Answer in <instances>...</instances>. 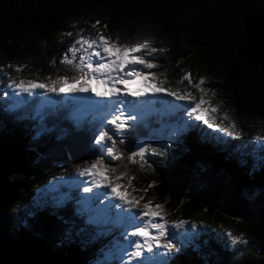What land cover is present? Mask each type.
I'll use <instances>...</instances> for the list:
<instances>
[{"label":"trees","instance_id":"16d2710c","mask_svg":"<svg viewBox=\"0 0 264 264\" xmlns=\"http://www.w3.org/2000/svg\"><path fill=\"white\" fill-rule=\"evenodd\" d=\"M98 32L120 44L150 39L159 51L143 55L157 65L158 81L197 100L199 87L210 90L215 126L190 120L180 148L143 165L130 159L147 138L139 127L118 142L121 158L111 167L93 152L88 124L74 126L63 113L66 103L11 119L2 90L14 80L79 76L63 58ZM186 73L191 84L180 83ZM0 124V264H115L106 261L111 239L73 200L43 195L53 179L98 160L107 166L101 172L134 177L135 191L163 204L170 223L195 225L169 264H264V139H256L264 137V0H0Z\"/></svg>","mask_w":264,"mask_h":264},{"label":"rangeland","instance_id":"374dc122","mask_svg":"<svg viewBox=\"0 0 264 264\" xmlns=\"http://www.w3.org/2000/svg\"><path fill=\"white\" fill-rule=\"evenodd\" d=\"M76 47H79L76 45ZM79 53L76 58V67L79 64ZM69 58H72L71 54ZM137 71H143L146 74L154 73L158 78L159 72L155 69H149L143 65L130 66ZM160 81V80H159ZM158 81V82H159ZM144 81H139L131 85L133 92L144 91L145 95L133 96L124 95L123 85H118L121 88V95L112 97H97L92 92L88 93H46L42 89L33 90L31 94L21 92L20 90L5 87L2 93L5 95L6 103H11L10 108H13L11 119L25 118L30 114V119L34 116H42L45 110L55 109L60 103H66V108L63 110L67 114L68 119L74 126H86L91 128L94 137L92 144L97 147L96 152L101 158L108 159L112 167L117 159L109 155L106 151L112 143L111 140L97 142L99 135L107 131L110 136L116 141H128L133 131L137 128L143 127L147 133L146 140H138L136 143V151L141 148H147L143 159L139 156L135 157V161L140 164L146 162H153L162 154H167L169 150L180 148L183 144L182 135L188 133V122L194 121L196 126L202 125L204 121L197 120L195 117L197 113L191 111L195 101L190 100H176L175 97L167 95L166 92L161 91L153 94L152 88ZM96 87V85H93ZM159 87V84L153 85ZM101 91L103 89L101 88ZM205 100L210 101V95H206ZM212 107H215L212 105ZM203 107H208L204 105ZM65 111V112H64ZM123 113L127 119L124 120L125 128L122 131L116 132L114 126L108 124L107 121L112 115ZM219 111L208 112L207 117L214 124L219 116ZM224 117V115H221ZM131 117H135L134 119ZM46 126L43 125L45 131ZM5 130L4 124H0V132ZM216 131V129H214ZM139 138V137H138ZM155 149V153L152 151ZM160 152L157 154V152ZM110 181L116 187L117 193H122L127 199L135 198L138 203L134 208H129L117 196H115L111 188L107 185H97L96 181L99 179ZM85 188L91 189L85 191ZM44 196H49L58 203H67L73 200V205L78 208V214L83 216L86 223L93 226L99 235L105 239H111L112 247L106 255L107 263L115 264H144L146 258H150L149 264H169L171 260L179 255L187 245L193 240L197 234V229L194 224L187 221H179L173 219L169 222L168 215L165 212L163 204L158 202L154 197L149 196L142 190L135 191L127 179H117L111 173L100 172L93 175L91 171H83L76 176L59 178L50 181L47 188H45ZM151 201L149 209H145V204ZM155 205H162L163 210L154 219L156 222L166 223L167 238L162 239L161 244L171 243V248L163 246L155 247L153 252H144L141 258H130L129 253L134 251V248L129 247L131 241H139L140 237H132L130 232L134 230V226L129 223L128 217L135 214L137 219L135 225H143L148 217H143L142 213L154 208ZM163 217V220L160 217ZM93 228V229H94ZM152 235H156L155 229L151 230ZM175 241L177 246L174 245Z\"/></svg>","mask_w":264,"mask_h":264},{"label":"snow or ice","instance_id":"6c2138e0","mask_svg":"<svg viewBox=\"0 0 264 264\" xmlns=\"http://www.w3.org/2000/svg\"><path fill=\"white\" fill-rule=\"evenodd\" d=\"M97 24H99V21H97ZM76 44L79 47H72L69 49L72 58L65 55L63 62L69 65L75 64L77 54L79 53V76L59 77L51 83L25 81L23 79L19 81L14 80L11 87L29 94H31L33 90L42 89L46 93H56L58 95L64 93L92 92L97 97H112L121 95L122 90L118 85H123L124 95L140 96L145 95L146 92H133L131 90V85L142 80L146 83L149 81L151 82L149 87L152 88L153 94L164 91L167 95L175 97L176 100H196V97L192 96V93L190 92L181 93L178 90L165 89L163 87V82H159V87H153V85L158 83V78L154 73L146 74L143 71H137L135 68L130 67L134 65H143L148 69L157 67L156 64L148 62L143 55L145 50L150 53L159 51L157 48L152 47V41L150 39L145 38L142 41L134 43L120 44L118 41H113L110 37H106L102 32H98L92 38L80 37L76 41ZM9 67H11V65H9ZM17 70L20 71L22 69L17 68ZM183 80H188L189 84H191V73H186L180 83H183ZM204 83V79H200L196 87H199ZM93 85H96V87H93ZM101 88L103 91H101ZM199 90L202 95L199 100L195 102L191 111L197 113L195 117L197 120H202L210 126H215L214 122L210 121L207 117V113L209 111L216 112L217 108L211 106V101L204 99V96H206L210 90H206L202 87H199ZM204 105H208V107H203ZM131 118L134 119L135 117ZM125 119L127 118L123 116V113H120L118 115H112L107 123L113 125L115 131L119 132L126 126L124 123ZM221 130L228 132L229 135H233V132L229 131L227 128H223ZM105 139L112 141L111 145L106 149L107 153L113 156L114 159H120V155L116 154V141L107 131H104L99 135V140L97 142L99 143L105 141ZM256 139H264V137L257 136ZM147 151V148H141L130 159H132L133 162H135L136 156L143 159ZM152 151L155 153L156 150L152 149ZM106 168L107 166L104 165L103 160H98L96 163L91 165L90 169L86 171H91L93 175H96L101 172V169ZM117 179L119 180L121 177L118 176ZM132 179L135 178H129V182H131ZM96 183L100 186L107 185L110 187L112 193L129 208H134L138 203V200L135 198L127 199L124 194L117 193L116 187H119L120 185L113 186L110 181H106L103 178L97 180ZM84 190L90 191L91 189L85 188ZM151 203V201H148V203L145 204V209H149ZM162 210V205H155L154 208L144 211L142 216L148 217L149 219L143 225H135V221L137 219L135 214L128 217L129 223L134 226V230L130 232V235L132 237L141 238L139 241H131L129 247L134 248V251L129 253L130 258H141L143 257L145 251L151 253L155 247H172L170 242L161 244L162 239H166L168 235L166 223L156 222L154 219ZM160 219L163 220V217L161 216ZM152 229H155L157 233L156 235H152ZM228 235L232 237L233 243L241 242L243 239L240 236L233 235L231 232H229ZM149 262L150 258H146L144 264H149Z\"/></svg>","mask_w":264,"mask_h":264},{"label":"water","instance_id":"95a60500","mask_svg":"<svg viewBox=\"0 0 264 264\" xmlns=\"http://www.w3.org/2000/svg\"><path fill=\"white\" fill-rule=\"evenodd\" d=\"M135 148H136V146H135ZM137 152V151H136Z\"/></svg>","mask_w":264,"mask_h":264}]
</instances>
